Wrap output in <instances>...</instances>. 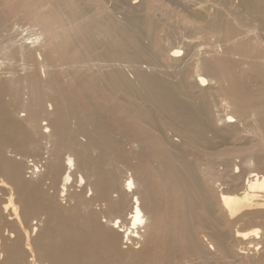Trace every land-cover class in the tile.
Instances as JSON below:
<instances>
[{
	"label": "bare ground",
	"instance_id": "1",
	"mask_svg": "<svg viewBox=\"0 0 264 264\" xmlns=\"http://www.w3.org/2000/svg\"><path fill=\"white\" fill-rule=\"evenodd\" d=\"M103 1L102 15L78 7L63 25L11 3L8 22L0 8V264H264V0H162L190 23L157 39L156 7ZM226 16L244 30L230 35ZM49 50L60 63L70 53L67 81L86 71L74 85L90 101H126L121 132L159 133L154 186L137 183L148 169L122 181V166L104 165L119 139L95 105L76 112L73 88L46 85ZM245 132L255 147L235 143ZM226 145L231 155L203 169L183 148ZM124 237L138 245L123 249Z\"/></svg>",
	"mask_w": 264,
	"mask_h": 264
},
{
	"label": "rangeland",
	"instance_id": "2",
	"mask_svg": "<svg viewBox=\"0 0 264 264\" xmlns=\"http://www.w3.org/2000/svg\"><path fill=\"white\" fill-rule=\"evenodd\" d=\"M52 1H55L58 3V5H55L56 10L54 9V6L52 5ZM127 1V0H126ZM130 2L137 1V0H129ZM128 1V2H129ZM141 1V0H140ZM1 2V10L5 16V20L8 22H13L14 17L10 15V11L8 9V5L11 3L14 7H21L25 8L28 7L33 12H41L44 13L45 11H50L53 15H55V19L58 18V24L64 23L65 19L69 17L70 12H74L75 9L80 7L81 9L83 7L92 8V13L95 15H102L105 10H108L105 6V2L103 0H0ZM138 2V1H137ZM137 2L135 4H137ZM146 6L148 8V12L152 10V8L156 7L157 11L154 14H150V18H153L156 20L159 24V26L156 28V39L160 34L163 33L164 29L168 28H176L181 31H183L185 28H187V25L190 23L189 20L185 19L181 14H179L175 9H173L172 5L165 4L162 0H145ZM221 12L222 9L220 8ZM227 15V14H225ZM25 18L31 23V19L25 15ZM226 19L230 22L231 32L230 35L238 34L241 30H244L234 19L230 18L229 16H226ZM35 20V19H33ZM153 22V21H152ZM172 24L171 26H169ZM65 27V26H64ZM184 27V28H183ZM155 23L153 22L152 29L154 31ZM66 29V27H65ZM64 28L61 26L58 27V30L64 31ZM244 33V31L242 32ZM199 36H203L206 38L207 33L205 31H202ZM241 37V36H239ZM71 47H74L72 44ZM76 48V47H74ZM154 50V49H153ZM80 50L76 48V50H70L71 54L78 53ZM155 51V50H154ZM156 52V51H155ZM70 53L66 59H62V62L60 63L59 58L56 59L55 55L49 50L47 51L48 57L50 58V61L52 64H54L53 72L50 74V79L46 80V85H54L61 86L63 89L62 91H70L72 88L74 91V95L76 97L74 102V107L76 109V112H90L92 109V106L95 105L96 107V113L104 119H106L109 123V129L107 130V136L110 138L117 137L119 139V144H113L110 148L109 154L104 155L103 163L104 165L110 167V166H118L123 167L122 172V178L121 180L124 181L126 174H135V173H141L143 169H148V175L146 177H141L137 181L138 184H141L140 187H142L143 183H147L149 187L154 186L155 184V171L152 168L153 165H155V158L152 154L153 151L165 148L166 146L156 145L155 140L162 141V138L160 137L159 133L155 131V129H151L148 126L144 125L143 123L139 122H133L127 131V134L124 132H121L117 124L114 122L115 117L119 115V111L117 110L119 106L123 105L125 100L119 102L116 97L107 94L106 97L102 100L99 98H96L95 96H92L91 101L80 92H77L76 87L74 85V79L84 77L86 74V71L83 72H73V81L69 82L67 81V72L65 71V61H72L70 59ZM63 64V65H59ZM62 68V69H61ZM53 78V80H52ZM48 90V89H47ZM60 94L59 92L55 93L54 100L57 103H60ZM116 103V104H113ZM121 104V105H120ZM106 105L109 106V109L106 108ZM43 122V121H42ZM135 123V124H134ZM145 128L148 130V134L144 135L141 133V130ZM243 135H247V137L250 139L248 141V147L252 146L255 147L257 140L255 135H252L251 132H245L242 133V135H238L234 138L235 143L237 142H244ZM129 136H133L139 140L138 146L136 143H133ZM83 139V137H80ZM176 138V137H174ZM126 140V142H121L123 140ZM185 154L189 156V160L193 161L194 164H196L198 167H205L208 166L211 162L218 161L220 157H229L231 153L229 152V149H231L230 145H226L225 147L222 146L217 150V155L208 152L204 150L203 148L199 147H189L184 146ZM28 156V155H27ZM236 156V154H235ZM238 158L235 157L234 160ZM28 171V170H27ZM74 189V186L71 188V190ZM75 189H78L76 187ZM51 191V190H50ZM89 194V193H87ZM153 197H157L160 201V211H162L165 206L167 205L166 198L163 194H159L157 190H153L152 193ZM65 200H62L64 202ZM70 203L72 201L70 200ZM64 205V204H62ZM68 205V202L67 204ZM176 207L180 209L179 204H170L171 211L176 210ZM197 219V218H196ZM194 221L196 223H199V219ZM204 218H202L203 220ZM35 220V219H34ZM247 220H242L241 223L244 225ZM194 227V226H193ZM195 233L200 237V244H203V246L206 248V246H209L208 241H205V238L203 237V231L202 228L199 226L194 227ZM231 233H233V230L231 228ZM138 244H129V241H127L126 237H124L121 241L120 247L123 249H128L129 246L135 247ZM128 247V248H127ZM220 259H223L221 256H219Z\"/></svg>",
	"mask_w": 264,
	"mask_h": 264
}]
</instances>
